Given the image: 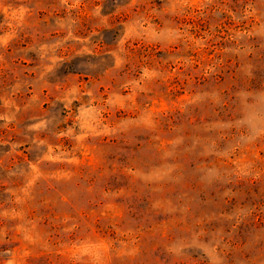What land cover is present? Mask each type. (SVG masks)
Masks as SVG:
<instances>
[{
	"label": "rangeland",
	"instance_id": "rangeland-1",
	"mask_svg": "<svg viewBox=\"0 0 264 264\" xmlns=\"http://www.w3.org/2000/svg\"><path fill=\"white\" fill-rule=\"evenodd\" d=\"M0 264H264V0H0Z\"/></svg>",
	"mask_w": 264,
	"mask_h": 264
}]
</instances>
